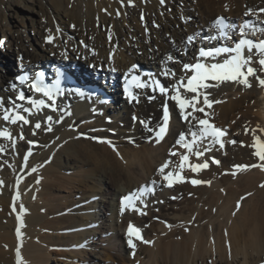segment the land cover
Instances as JSON below:
<instances>
[{"label":"bare ground","instance_id":"1","mask_svg":"<svg viewBox=\"0 0 264 264\" xmlns=\"http://www.w3.org/2000/svg\"><path fill=\"white\" fill-rule=\"evenodd\" d=\"M41 1L34 0L35 4L41 3V10L45 2L51 4L61 23H64L62 19L65 17L70 35H62L60 40L58 32L53 31L52 25H48L44 27V30L47 29L46 37L41 36L43 32L39 29L34 38L21 35L18 40L20 42L24 40V43L30 40L33 42L35 38L40 40L43 45L42 51L57 54L58 61L76 63L78 70L73 72L79 82L97 85L109 94L114 92L115 97L119 90L113 87L109 80L106 82L105 78H90L83 73L81 67L86 62L101 71H111L114 67L117 69L115 73L122 75L127 71L130 72L132 66L139 62L151 64L154 66L155 75L144 81L142 79L145 83H148L152 77L158 79L165 77L163 72L166 69H173L179 77L184 75L181 70L183 65L188 63V60L179 54L186 46L184 43L186 38L199 35V31L205 26L212 25L215 16H222L223 9L225 12L228 10L227 16L232 20L243 21L248 20L246 17L249 20L253 19L255 15L253 11L264 8V0H224L223 3L219 2L220 0L218 2L165 0L166 6H162L160 0ZM15 2L16 0H0V33L4 34V39L9 36V42L11 39H16V35L12 31L13 27L5 26L1 22L3 18L5 19V14L1 12L2 9L12 11ZM188 2L192 4L188 6ZM180 3L184 5L181 9ZM221 3L224 5L226 3V7H220ZM194 5L199 12H196L195 7L192 8ZM171 8L174 10L178 8L180 15L190 17L186 18L188 22L176 21L174 12L169 13L167 10ZM26 9L31 10L29 7ZM117 12L121 13L120 17ZM49 35L55 38L53 43L47 42ZM73 36L82 38V44H75ZM168 38L171 43L168 42ZM22 47L19 62L28 70L33 71L42 66L51 69L55 65V63L50 64L51 60L47 59V55L41 56L37 52H29V49L26 51L27 47L24 45ZM185 50L188 52L187 55L192 56L191 47H186ZM245 55L249 53L246 51ZM110 56L115 57L114 64L110 62ZM170 56L177 58L183 64L174 65L173 59H168ZM257 58L258 54L254 60ZM223 59L225 56L217 57L218 61ZM44 63L48 64L44 65ZM253 66L259 67L255 62ZM14 70L4 68L5 75L0 79V89H6L5 92H0V96L3 97L4 104L8 108L11 107L9 97L15 92L10 84L12 81L10 73ZM191 74L187 73L189 76ZM260 75L264 77V73ZM100 80L103 84L99 82ZM250 80L251 88L224 82L218 87L208 89L212 93L209 99L220 101L213 104L212 108L205 109L210 113L211 121L226 131L243 128L241 134H236L239 136L230 132L225 150L218 148L217 144L209 143L213 153L221 160L220 166L211 165L199 174L190 170L183 171L188 181L191 179L210 181V186L208 184L194 186L190 182H185L170 189L166 188V182L160 179L156 166L161 162L162 165L168 159H173L175 162L169 155L170 150L181 154L184 152L176 141L182 133L188 132L189 125L174 108L172 128L168 137L161 144L151 140L152 135L148 128H154L158 123L166 97L153 93L150 88L134 91L139 97V103L129 102L127 95L125 96L128 100L126 113L128 117L132 115L136 120L130 122L126 117L127 121L125 120L121 127L115 123L108 124L111 114L110 117H106L102 111L106 112L109 109L98 105L96 101L99 100L101 105L113 107L110 102H104L102 99L80 102L69 90V88L73 89V86L68 84L63 85L64 93L62 92L57 99L56 112L51 109L32 110V115L28 113L26 115L31 121L29 125L22 123L13 125L2 121L3 119L0 120V130L7 129L14 140L13 145L12 141L0 138V147L4 148V151L0 152V181H2L0 183V264H17V249L21 252L22 264H46L49 261L42 248L40 232L63 229L71 225L67 223L66 216L61 218L53 216L55 212L64 210H58L60 207L56 205L57 201L63 200V197L54 196L51 192L53 189L60 190L61 186L70 185V177L66 180L62 178L66 171L72 173L79 171L84 174L78 183L80 188H84L82 190L89 189V194L102 192V195L110 196L112 204L117 198L115 206L102 204L101 207L102 210H106V214H102L104 224L100 223V225L108 222L106 227L115 229L110 235L113 244L108 243L106 246H109L108 250L118 253L111 252L107 260L114 257L120 259L117 264H134L128 258L131 251L130 255H135L145 264H259L264 261V187H261L264 185V170L258 167L235 170L237 165L260 163L253 155L254 149L251 145L256 136L264 140V132L260 131L264 129V87L259 86L255 78ZM172 83L174 80L166 78L167 86ZM209 83L215 82L209 81ZM35 96L40 99L39 95ZM152 96L156 98L151 99ZM26 107L29 105L26 104ZM95 110L99 111V114L95 115L93 113ZM68 112L71 115H68ZM115 113L119 115L120 112L115 111ZM196 115L203 117V113ZM47 116L53 118L51 132L46 130L49 123ZM57 120L61 122L57 123ZM141 121L146 122L148 127L146 128ZM37 122L41 123L40 129L34 127ZM246 129L250 130L248 134ZM20 135L24 136L23 140L19 139ZM232 139L236 143H231ZM108 141L111 143L109 144ZM29 152L32 153L30 156ZM200 159L204 162L208 156ZM32 169L36 171L33 172ZM233 172L236 174L233 175ZM153 180L157 181L155 195L150 194L142 199L143 203H136L142 212H147L146 216L149 218L139 217L140 212L132 211L130 208L122 214L119 209L120 196L132 192L142 184L152 185ZM189 193H192L191 196H195L196 199H188ZM81 198L79 197V200L68 208L78 213L76 214L78 217L71 219L75 220L73 227L79 229L92 225L85 223L79 216V213L90 216L89 212L92 211V208L86 206L90 201L86 202V199ZM161 199L166 205L154 206V202ZM145 204L147 207H144ZM154 211L159 213L154 214ZM12 212L23 220V227L19 221L22 239L13 236L10 232L14 222L8 221L7 217ZM130 224L139 228L144 239L152 243H138L135 251L130 250L124 235ZM144 224H148L145 229L142 228ZM163 224H172L173 229L168 231ZM100 225H94L93 228L95 234H100V239H103L105 236L103 233L107 228L97 229ZM80 238L82 239L79 234L57 235L55 238L46 236L43 240L50 246H63L81 242ZM19 242H22L21 248L18 247Z\"/></svg>","mask_w":264,"mask_h":264},{"label":"snow or ice","instance_id":"2","mask_svg":"<svg viewBox=\"0 0 264 264\" xmlns=\"http://www.w3.org/2000/svg\"><path fill=\"white\" fill-rule=\"evenodd\" d=\"M131 2V0H129ZM165 0H160V3L163 4ZM264 12V9L261 10ZM251 14V12H249ZM212 29L218 33L217 35H213L209 37L211 40H216L218 38L230 41L232 39V33L235 30V26L226 20L225 17H218L212 23ZM248 29H251L252 32L256 31V25L249 23L242 24L239 29V34L241 39L238 42H233V46H228L227 44L223 47H217L214 49H203L199 50V58L194 63H186L182 67L181 75L177 77L175 71L173 69H166L163 72L165 78L174 80V83L168 85L167 87L161 83L160 80L152 79L145 83L141 80L139 75H132V72L138 71V66L133 65L129 74L131 75V80L127 82V86L124 91L127 94L129 102L136 101L139 103V97L136 95L132 88L133 86L138 89H146L150 88L153 93L159 91L160 95L166 97V102L163 105V123L158 126V129L148 128V131L155 132L156 142H161L167 132L169 121L171 119V114L169 112L167 100L174 101L175 105L179 108L180 115L185 123L189 125V135L190 139L181 134L176 141V144L185 149V154H180L175 150H170L169 155L171 157L179 156V164L177 167L179 171L175 169H170V165L174 162L172 160H166L158 169L159 175L162 177V180L166 182L167 187L172 188L177 183L190 182L192 185L197 186L201 184H208L210 186V181H204L201 179H191L190 181L182 174L185 168L189 169L192 173L199 174L201 171L209 168V163L207 161L200 163H192L190 160L191 156H195L197 158L204 155L205 149L203 145L205 142L210 144H219L221 148L224 147L223 137L226 135V132L218 128L215 123H213L210 119V113L206 112V108H212L213 104L220 103L218 100H210L209 97L212 95L208 89L213 87H218L220 83L231 82L244 86L245 88H251L252 83L250 78H255L258 82L259 86L264 87V77L260 75V73H264V40H261L257 43H254L251 39H248L250 35ZM259 31L264 33V28H260ZM54 37L49 35L47 38L48 43L54 42ZM196 40L195 36H189L187 38V43H194ZM3 41H0V46H2ZM255 50V51H254ZM248 52L249 55H245V52ZM258 54V58L254 60ZM63 55V54H62ZM225 56V59L222 61H218L217 57ZM172 60L173 58L170 56L168 58ZM259 65V67H254L253 63ZM111 71L115 72L117 69L114 67ZM187 73H192L190 76ZM152 76V74H148ZM20 83L25 84L29 81V77L27 75L19 77ZM209 81H213L215 83H209ZM13 89H15V85H13ZM29 90L35 91L37 94H42L43 97H46L47 103L45 99H32L25 95L24 91H20L15 100L10 99L11 108H8L4 104L3 98H0V109L3 110L2 119L7 121L13 125L18 123H22V125H29L31 121L28 116L23 113H28V115L33 114V108L40 111L44 108H49L51 111L56 112L58 109L56 107L57 97L62 94L63 89L60 88L59 84L55 87H50L49 85L44 83V73H38L35 77L34 83H29ZM171 93V95H170ZM187 93H191L193 95L188 96ZM82 94V93H81ZM155 96H152L151 99H155ZM19 101V103H17ZM103 103V101H101ZM25 104L30 105L31 107H25ZM199 105V106H198ZM191 109V111H189ZM196 113H203V117L197 116ZM71 115L70 112L67 113ZM48 127L47 131H52V120L51 116L47 118ZM135 119V117H134ZM57 123L61 122L59 120ZM142 124L147 128L148 125L146 122L141 121ZM36 129L41 128V123L37 122L34 124ZM250 130L246 129V134H248ZM254 132V130H251ZM260 131L264 132V129ZM0 138L12 141L14 145V140L11 132L7 129L0 130ZM19 139L23 140L24 136L20 135ZM101 142H105L101 140ZM31 143V142H29ZM110 144L111 142L108 141ZM231 143H236V141H231ZM251 147L254 149L253 155L258 158L260 163L252 164V165H237L236 168L239 170H248L250 168H260L264 170V140H262L259 136H256ZM4 148L0 147V152H3ZM32 153L29 152L30 156ZM212 163L216 165H220L219 160H213ZM168 170V171H166ZM33 172L36 169H32ZM233 175L236 173L233 172ZM2 183V181H0ZM39 183V181H37ZM152 185L157 183L156 180L151 181ZM264 187V185H261ZM141 194L148 191V189H140L138 190ZM176 199L177 197H172ZM140 199L139 196H133V194H129L125 196L122 200V209L121 212L123 214L124 210L131 209L132 211H138L142 215H146V213L142 212L140 208L136 206L134 200ZM143 203V201H140ZM144 207H147L145 204ZM15 210V206H13ZM239 208V203L237 205V209ZM235 214V213H234ZM17 219L20 221L21 227H23V220L18 215ZM171 228V225H167ZM127 234L129 236L128 245L130 248L135 250L136 243L135 240H139L145 244H151V241L145 240L143 238L142 232L139 228L134 225H129ZM17 236L22 239V233L20 228L17 229ZM22 247V244H21ZM134 254V252H133ZM17 264H22V256L19 249H17Z\"/></svg>","mask_w":264,"mask_h":264},{"label":"rangeland","instance_id":"3","mask_svg":"<svg viewBox=\"0 0 264 264\" xmlns=\"http://www.w3.org/2000/svg\"><path fill=\"white\" fill-rule=\"evenodd\" d=\"M73 1H75V0H73ZM190 1H192V0H190ZM216 1L218 2V0H216ZM223 1L224 0H220L219 2L223 3ZM228 1H233V0H228ZM15 3H16V5L13 8L14 10L12 9V11H10V10L2 9V12H1V13L5 14V19L3 18L1 22L5 26H9L11 28L13 27L12 31L15 33L14 35H16V37H15L16 39H11L9 42V36H6V38L4 39V34L0 33V41L4 40L2 46H0V79L5 75L3 73L4 68H6V69L11 68V69L16 70L18 67H20V62H19L20 61V59H19L20 54L19 53L22 51L23 45L25 47H27L26 51H28V49H29V52L30 51L37 52V54H41V56L47 55L46 56L47 59H51L52 61L60 63L57 60L58 59L57 54L42 51L43 49H41V48H43V45H42L40 40L35 38V39H33V42L30 40L28 42L25 41V43H24V40H22L21 42L18 40L19 36L23 35L25 37L34 38L40 29L43 32V34L41 36L46 37L47 36L46 35L47 29L44 30V27L48 26V25L49 26L52 25L51 28L53 29V31L56 30L58 32V34L60 36L59 37L60 40H62V37H63L62 35H64V34L70 35V32L68 31V25L66 24L67 22L65 21L66 20L65 17H63V19H62L64 21V23H61L60 22L61 19L59 18V16H57L56 11L51 6V4H48V3L46 4L44 2V6L42 9L43 11H42L40 9L41 3L35 4L34 0H16ZM182 3L179 4L180 9L184 7L183 4H185V3H183V4ZM188 3H187L188 6H190L192 4L190 2H188ZM193 4H195V2ZM80 5H81V3H80ZM25 6L31 8V10L29 11L28 9H26ZM195 6L196 5H194L192 8H194ZM222 6H223V8H225L226 3H225V5L222 4L220 7H222ZM130 7H134V6L130 5ZM235 7L238 8L236 5H235ZM233 9H234V7H233ZM167 10L169 13L174 12V15L177 17L176 21H180V22L185 23V22H188L187 20L190 18V17L188 18V16H186L184 14L180 15L178 12V8H175V10H174V8H171V10L170 9H167ZM235 10H237V9H235ZM222 11H223L222 15L227 17L228 10H226V12H225L223 9ZM45 12H46V14H45ZM196 12H199L198 8H196ZM234 12H236V11H234ZM117 15H118V17H120L121 13L119 14L117 12ZM170 15H172L174 17L173 14H170ZM186 18H188V19H186ZM31 20H35L36 22L32 23ZM183 20H185V21H183ZM66 27H67V29H65ZM146 31H148V30H146ZM72 39H73V41H75V44H82V42H83V39L79 38L78 36L77 37L73 36ZM169 40H170V38H168V42L171 43ZM59 57H61V56H59ZM112 57H113V59L110 58L111 59L110 62L112 64H114V61L116 59L114 56H112ZM174 63L175 62H173V64ZM84 67L89 73H92L95 71L93 64H89L86 62ZM15 70H14V72H15ZM10 74L12 75V73H10ZM13 77H14V74L11 76V78L13 79ZM99 82L102 83L101 80ZM10 84L12 85L13 81H11ZM5 91H6V89H4V88L0 89L1 93L5 92ZM0 98H3V97L0 96ZM9 99H14V94H12L11 97H9ZM111 112H112V109L109 111H106L105 116L110 117V114L112 116H116L115 112H114L115 114L114 113L112 114ZM126 112H127V109L123 110V113L119 115V118H117V117L114 118L111 116L110 118H108V122H109L108 124L111 125V123H115L119 127H121V125H123L125 123V120L127 121L126 117H128V114ZM1 115H2V113L0 112V116ZM132 117H133L132 115L130 117H128L129 118L128 120L130 122L131 121L134 122V118H132ZM111 118H114V121H112L113 119L111 120ZM150 118H153V117H150ZM0 120H2V119H0ZM73 129L76 131L75 128H73ZM242 129L243 128H240V130H234L233 129L234 131L233 130L232 131L229 130V131L231 133H235V135H236V134H239ZM187 136H189V133H187ZM236 136H239V135H236ZM136 146L137 145H135L134 147L136 148ZM175 162H177V161H175ZM160 164L161 163H159L158 165H160ZM158 165L156 166V168L158 167ZM231 168H232V166H231ZM83 175L84 174H81L79 171L77 173H72L70 171H66L65 176H63L62 178L66 180V178L70 177V179H71L70 185H66L65 187L61 186V189L58 186V188L60 190L57 191V190L53 189L51 192L54 196L63 197V200L57 201L56 205L60 207L58 210H60V209H64V210L61 212L59 211L57 213L55 212V214H53V216L54 217L56 216L58 218L66 216L67 217V223L71 224L72 226L71 225L69 226L67 224L68 226L64 227L63 229H54V231L46 230V231L40 232L41 237H42V242H43L42 248L44 249V253L49 260L46 264H117V262L120 261V259L116 258L117 259L116 260L114 257L107 260L109 255H111L112 250H108L109 246H106V245L108 243L113 244V242L110 241V235H112V233L115 232L114 231L115 229H110L109 227H106V223H108V222H105V225H100V223L104 224V221H102V217H103L102 214L103 213L106 214V210L105 209L102 210V208H101V207H103L102 204L107 205L109 207L115 206L117 203V198L113 200L114 204H112V201L110 200V196L106 197V196L102 195V192H99V193L94 192L93 194H89L90 193L89 189H87L86 191L82 190L84 188H80L78 180L82 179ZM191 195H192V193L187 194V196H188L187 198L188 199H193V198L196 199L195 196L192 197ZM79 197L80 198L83 197V198H81L82 200L86 199V202L90 201V203H86V206L88 208H92V211L89 212L90 216H87L84 213H79V216H81L83 218V221L85 223L92 224L90 226L89 225L84 226L80 229L77 227H73L75 225V224H73V222H75V220L71 219V218L78 217V216H76V214H78V213H76L74 210L71 211L70 209H68L79 200ZM155 199H156V197H155ZM109 202H111V203H109ZM163 203H165V201L163 199H161L160 201L156 200L154 202V206H158V205H160L161 207L165 206L166 203L165 204H163ZM68 205H70V206L67 207ZM153 213L158 214L159 212L154 211ZM14 214L15 213H13V212H12V214H9L10 216H8L7 219L10 222H12V221L14 222V226H12V230H10V232L12 233L13 236L15 235V237H18L16 232H17V229L20 228L19 227V220L17 219L16 215H14ZM138 215H139V217L144 216L147 219L149 218V216L142 215L141 213H139ZM53 216L51 218H53ZM9 217H11V218H9ZM16 224H17V227H16ZM94 225L95 226L100 225L97 229H101V230H103L104 228L108 229V232H106L107 229L104 231L103 234H105V236L103 239H100V234H98V233L95 234V228H93ZM167 225H171L172 227L169 228ZM143 226L144 227H142V228L145 229L148 227V224L147 225L144 224ZM164 228H166L168 231H170L173 229V225L172 224H166V225H164ZM77 234H79L82 237V239L80 238L81 242L78 241L74 244L71 243V244L63 245V246H56V245L50 246V245H47L46 243H44L46 236H48L49 238H51V237L55 238L57 235L58 236H62V235L63 236H72V235H77ZM18 238H20V237H18ZM46 242H49V241H46ZM21 243L22 242L18 243L19 248H21ZM114 244H117V243H114ZM192 253H194V251ZM16 254H17V251H16ZM112 254H118V253L112 252ZM128 258L130 261L134 262V264H141V262H142V264H145L144 261H141L135 255H130V252H129Z\"/></svg>","mask_w":264,"mask_h":264}]
</instances>
